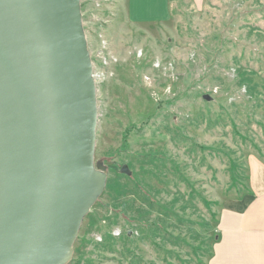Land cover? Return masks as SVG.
I'll return each mask as SVG.
<instances>
[{"label":"rangeland","instance_id":"obj_1","mask_svg":"<svg viewBox=\"0 0 264 264\" xmlns=\"http://www.w3.org/2000/svg\"><path fill=\"white\" fill-rule=\"evenodd\" d=\"M121 3L80 0L107 178L68 264H207L264 161V0H167L164 22Z\"/></svg>","mask_w":264,"mask_h":264},{"label":"water","instance_id":"obj_2","mask_svg":"<svg viewBox=\"0 0 264 264\" xmlns=\"http://www.w3.org/2000/svg\"><path fill=\"white\" fill-rule=\"evenodd\" d=\"M97 116L80 0H0V264L71 260L106 185Z\"/></svg>","mask_w":264,"mask_h":264},{"label":"crops","instance_id":"obj_3","mask_svg":"<svg viewBox=\"0 0 264 264\" xmlns=\"http://www.w3.org/2000/svg\"><path fill=\"white\" fill-rule=\"evenodd\" d=\"M126 22H164L167 0H122ZM247 192L223 201L207 264H264V161L248 162Z\"/></svg>","mask_w":264,"mask_h":264}]
</instances>
